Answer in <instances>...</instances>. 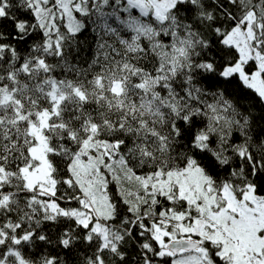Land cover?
I'll use <instances>...</instances> for the list:
<instances>
[{
    "label": "trees",
    "instance_id": "1",
    "mask_svg": "<svg viewBox=\"0 0 264 264\" xmlns=\"http://www.w3.org/2000/svg\"><path fill=\"white\" fill-rule=\"evenodd\" d=\"M48 5L0 0V264H177L152 229L174 232L196 210L157 175L199 174L219 200L225 189L264 200V99L223 73L240 59L224 38L250 14L264 57V0H182L162 22L129 0H87L79 29L62 20L51 41ZM44 116L50 194L25 178ZM76 162L105 169L108 218L78 212ZM96 224L114 243L103 245ZM204 243V264H230L220 244Z\"/></svg>",
    "mask_w": 264,
    "mask_h": 264
},
{
    "label": "rangeland",
    "instance_id": "2",
    "mask_svg": "<svg viewBox=\"0 0 264 264\" xmlns=\"http://www.w3.org/2000/svg\"><path fill=\"white\" fill-rule=\"evenodd\" d=\"M49 4L44 9L48 21L43 23L45 33L49 41L61 38L58 34V22L65 20L66 28L74 33L79 29L75 20V12L82 11V3L87 0H46ZM178 1L182 0H129L131 6L137 5L142 13L152 11L161 22L165 19L166 13L172 9ZM259 27L258 18L250 14L245 26L236 27L227 34L224 42L233 45L239 51L240 59L236 65L229 67L223 72L225 75L238 74L243 83L254 89L264 99V57L253 47L254 30ZM254 61L256 68L247 72L245 67ZM42 116V115H41ZM44 116L41 123L32 125V133L38 140L37 145L31 150L32 157L38 162L33 169L26 171L27 185L29 188L39 189L41 194L51 193V167L48 159V145L45 137L39 129L44 127ZM79 162H76L78 164ZM73 167V176L83 190V204L81 214L86 213V206L97 217L108 218L113 213L112 203L107 195L105 187V169L93 164L90 167L82 165L79 168ZM107 167V166H106ZM165 179L161 175L156 176L154 182L164 190H178L179 195L187 200L196 210L195 215L181 214L176 220L186 219V223L176 227V231L169 232L162 226H155L152 229L154 236L159 243L162 253L172 254L169 245L174 242L188 241L193 244H205L209 240L222 246V256L230 260V264H262L264 261V200L259 199L252 191L247 190L241 198H238L229 189H225L222 197H219L213 190L204 186L205 180L199 174L189 175L183 172L171 173ZM170 192V191H168ZM166 193V192H165ZM89 212V211H88ZM80 219L83 225L90 221L91 215ZM74 215V214H73ZM171 220H168L172 222ZM96 232L102 237L103 245L114 243L113 238L103 225L96 224ZM174 230V229H173ZM183 235V236H182ZM196 237H199L196 239ZM182 236V237H181ZM2 241L0 235V243ZM204 247L201 249H180L173 256H182L177 264H204L209 261ZM254 254L260 256L258 260ZM184 255V256H183ZM20 264H27L21 262ZM210 264V263H209Z\"/></svg>",
    "mask_w": 264,
    "mask_h": 264
},
{
    "label": "water",
    "instance_id": "3",
    "mask_svg": "<svg viewBox=\"0 0 264 264\" xmlns=\"http://www.w3.org/2000/svg\"><path fill=\"white\" fill-rule=\"evenodd\" d=\"M199 248L198 244H193L188 241L174 242L173 245H169V249L173 253H177L180 249H197Z\"/></svg>",
    "mask_w": 264,
    "mask_h": 264
}]
</instances>
